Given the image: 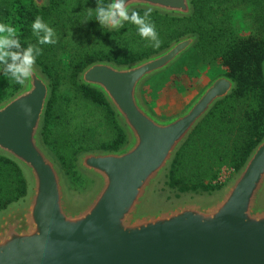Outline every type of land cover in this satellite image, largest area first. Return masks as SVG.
<instances>
[{
    "label": "water",
    "instance_id": "95a60500",
    "mask_svg": "<svg viewBox=\"0 0 264 264\" xmlns=\"http://www.w3.org/2000/svg\"><path fill=\"white\" fill-rule=\"evenodd\" d=\"M30 1L38 9L49 5ZM191 2L126 0L130 10L178 18L192 15ZM197 41L185 36L140 61H97L79 73L77 81L103 95L126 134L116 151L77 157V172L90 182L80 193L42 143L51 84L36 64L21 88L0 102V156L21 169L27 184L24 199L0 212V264H264V137L218 192L158 193L169 191L164 182L177 151L236 87L221 75L172 117L148 108L146 81Z\"/></svg>",
    "mask_w": 264,
    "mask_h": 264
},
{
    "label": "trees",
    "instance_id": "16d2710c",
    "mask_svg": "<svg viewBox=\"0 0 264 264\" xmlns=\"http://www.w3.org/2000/svg\"><path fill=\"white\" fill-rule=\"evenodd\" d=\"M48 1L46 8L38 9L30 0H0V22L17 29L22 47L37 43L31 30L36 16L55 30L56 44L40 45L42 55L36 60L51 84L41 138L70 187L86 185L76 170L80 154L116 151L126 143V134L103 95L81 85L79 73L97 61L117 65L140 61L190 35L198 41L186 56H195L206 67L222 66V75L236 87L177 151L164 187L175 198L221 190L226 184L219 182L221 170L236 173L264 137V0H192L193 13L187 18L152 12L161 41L158 48L141 38L132 23L125 22L120 31L101 28L94 20L96 0ZM103 2L107 5V0ZM136 11L142 15L145 10ZM237 24L248 29L247 36ZM21 85L9 77L2 101ZM26 193L21 169L0 156V212L24 199Z\"/></svg>",
    "mask_w": 264,
    "mask_h": 264
},
{
    "label": "clouds",
    "instance_id": "9594fccd",
    "mask_svg": "<svg viewBox=\"0 0 264 264\" xmlns=\"http://www.w3.org/2000/svg\"><path fill=\"white\" fill-rule=\"evenodd\" d=\"M95 19L101 28L120 31L125 22L137 26L138 35L146 38L153 48L160 46V38L151 20L152 9L148 8L141 15L136 10L127 7L126 0H111L105 5L103 0H96ZM31 30L36 37V44L22 47L17 29L7 22H0V74L13 79L17 84H23L32 76L34 65L43 49L40 45L56 44L55 30L36 16L31 23ZM30 111V108H25Z\"/></svg>",
    "mask_w": 264,
    "mask_h": 264
},
{
    "label": "rangeland",
    "instance_id": "374dc122",
    "mask_svg": "<svg viewBox=\"0 0 264 264\" xmlns=\"http://www.w3.org/2000/svg\"><path fill=\"white\" fill-rule=\"evenodd\" d=\"M237 28L242 35H248V29L239 28L238 24ZM224 72L222 66L206 67L199 63L195 56L189 54L182 57L171 68L147 80L142 89V98L157 117L162 119L172 117L182 112L204 86ZM6 79L8 80L9 77L4 78V75L0 74V102L3 100L1 92L7 83ZM232 175L230 170L222 169L219 182L226 183ZM84 180L85 187L70 189L77 193L83 192L90 185L87 179L84 178ZM161 192L158 190L160 195L173 194L165 188Z\"/></svg>",
    "mask_w": 264,
    "mask_h": 264
},
{
    "label": "built area",
    "instance_id": "2783aa9c",
    "mask_svg": "<svg viewBox=\"0 0 264 264\" xmlns=\"http://www.w3.org/2000/svg\"><path fill=\"white\" fill-rule=\"evenodd\" d=\"M221 183H223V182H221Z\"/></svg>",
    "mask_w": 264,
    "mask_h": 264
}]
</instances>
